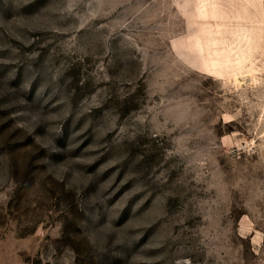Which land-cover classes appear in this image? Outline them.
Segmentation results:
<instances>
[{
    "label": "rangeland",
    "instance_id": "1",
    "mask_svg": "<svg viewBox=\"0 0 264 264\" xmlns=\"http://www.w3.org/2000/svg\"><path fill=\"white\" fill-rule=\"evenodd\" d=\"M0 264H264V0H0Z\"/></svg>",
    "mask_w": 264,
    "mask_h": 264
}]
</instances>
